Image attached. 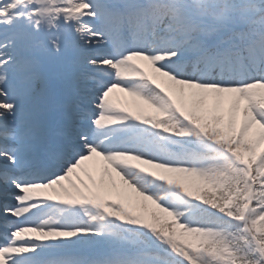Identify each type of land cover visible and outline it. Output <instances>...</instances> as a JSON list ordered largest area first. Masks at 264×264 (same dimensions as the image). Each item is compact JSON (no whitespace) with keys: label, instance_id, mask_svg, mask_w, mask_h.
Wrapping results in <instances>:
<instances>
[{"label":"rangeland","instance_id":"obj_1","mask_svg":"<svg viewBox=\"0 0 264 264\" xmlns=\"http://www.w3.org/2000/svg\"><path fill=\"white\" fill-rule=\"evenodd\" d=\"M212 1L214 6L202 13L191 9L185 17L184 0H0V163L10 176V220L3 225L0 249L11 238H28L31 246L16 243L15 250L31 257L42 250L35 240H101V250L108 249L110 258L91 262L84 251L78 258L28 261L235 264L228 236L241 224L255 236L261 256L251 264H264V198L253 201L250 176L228 187L231 194L213 196L219 177L212 175L232 161L216 152L219 147L248 158L264 175V24L249 35L242 32L236 41H225V23L242 28L246 17L255 13L251 6L256 0L244 6L238 0ZM65 28L77 32L79 83L86 86L83 104L76 110L81 123L74 128L75 147L46 180L27 173L31 180H26L22 174L28 155L44 137L42 108L48 98L38 70L60 65L55 72L61 71ZM198 33L205 34L204 41H198ZM162 42L168 45L164 53L157 50L159 45L154 47ZM239 51L245 52L241 59ZM198 52L203 54L194 60ZM146 84L157 92L152 102L144 99ZM173 109L182 117L175 119ZM166 116L163 123L172 131L163 133L158 126ZM200 119L204 131L195 128ZM191 143L205 152L197 153ZM93 177L104 181L101 193L116 197L124 191V204L111 205L112 214L100 209L95 195H83V180ZM169 181L173 188L166 185ZM30 191L32 201L21 200ZM66 193L71 202L64 201ZM129 200L130 223L122 226L112 216ZM246 201L242 217L235 219L231 210ZM20 202L37 205L34 212L22 214L17 211ZM57 202L69 206L58 207ZM171 219L175 223L169 225ZM135 227L153 233L160 247L150 255H129L132 243L149 244V239L135 236ZM55 249L79 252L73 245Z\"/></svg>","mask_w":264,"mask_h":264},{"label":"bare ground","instance_id":"obj_2","mask_svg":"<svg viewBox=\"0 0 264 264\" xmlns=\"http://www.w3.org/2000/svg\"><path fill=\"white\" fill-rule=\"evenodd\" d=\"M158 45H159V47L157 48V50H159L161 53H164L163 52L164 49L168 47V45H165L163 42L160 44H155L154 47L156 48ZM149 55L151 57H156L154 54H151V53ZM155 180L157 181V178H155ZM83 182H84V186H83L84 188L82 190H84L86 187V192H84L83 195H85V196H90V195L94 196L95 195L94 196L95 199L100 204V209L104 210L106 213H110V211H111L110 206L116 205L118 201H119V203L124 204L123 200H124V198H126V196H125L123 190L119 191L118 194L115 193L116 197H114V194L111 195L109 192L101 193L102 192V186L104 185V181H102L101 178L93 177V178L85 179V180H83ZM166 185L169 188H171L172 185H174V183L169 181V182H166ZM76 191L78 192V190H76ZM73 193H75V192H73ZM30 194H31V191L28 192V194H25L21 200L26 201L29 199L28 197H30V199H33V197ZM63 197H65L64 201L68 200V202H71V198H70L71 196L68 193H66ZM30 199H29V202L32 201ZM74 202L76 203V201H74ZM58 203L59 202H57V204ZM25 204H26V202H20L19 208L17 211L22 213V214H28V213L30 214L31 212H34L33 211L34 207H36L37 204L34 206H28V207ZM59 204H58V207L61 205L69 206L66 203H59ZM132 205H133L132 202L129 200V205L124 207L121 211H116V215L114 216V221L117 224H122V225L127 224V222H128L127 219H130V217H131L130 212H132V208H131ZM134 213L137 214V212H135V211H134ZM74 214H72V215H74ZM144 220L147 222L149 221L148 219H144ZM168 223L172 225L175 223V221L173 219H171V221H169ZM27 239L28 238H22V239L18 240V239L11 238L9 244L0 249V264H6V262H7V264H31L29 261H32L33 258H45V257L46 258L48 257L49 259L58 258L57 254H56L57 251L55 252V250H56L55 246L64 245L65 243H67V241H65L63 239H56L57 241H49V240L37 241V240H35L34 243L41 244L42 250L39 251L40 253L38 255H32L31 257L29 255V257H27L23 250H15V248H16L15 244L16 243H19V244L24 243L28 246H31L33 243V240H27ZM72 242L74 244L78 245L77 247L79 248L80 253L78 252L77 254H81V253L85 254L84 251H87L86 254H89L91 262H94V260L96 259L95 258L96 256L98 257V256L102 255L103 253H106V254L108 253L107 252L108 249H104L103 251L101 250V248H104L102 245L103 241H101V240H93V241H91L89 243H85V244H81L79 242L75 243V241H69V243H72ZM152 242L154 244H156L155 248H157L159 246V241L153 239ZM122 243H124L123 240H122ZM152 249H153V247H152ZM57 253L59 254L60 252H57ZM74 254L75 253H71L68 255L73 256ZM141 264H144V263H141Z\"/></svg>","mask_w":264,"mask_h":264},{"label":"trees","instance_id":"obj_3","mask_svg":"<svg viewBox=\"0 0 264 264\" xmlns=\"http://www.w3.org/2000/svg\"><path fill=\"white\" fill-rule=\"evenodd\" d=\"M198 8L203 5L212 3V0H193ZM258 4L264 6V0H258ZM264 20V14L262 15ZM143 92L145 93V99L147 101H153L156 97V91L150 85L146 84ZM202 122V121H200ZM242 171L235 166L231 168L218 167L212 173L214 176L219 177V181L213 190V196L225 195L228 191V187L235 185L239 181ZM254 196L257 201H261L264 198V177H261L259 173L254 174ZM228 242L230 243L232 253L235 257L245 263H254L259 260L258 253L255 251L253 245V238L245 233L241 227H234L231 234L228 236Z\"/></svg>","mask_w":264,"mask_h":264}]
</instances>
